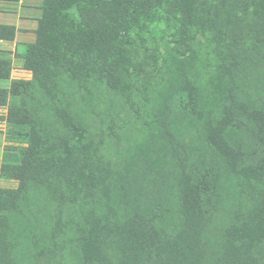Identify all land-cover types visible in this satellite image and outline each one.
I'll return each mask as SVG.
<instances>
[{
	"label": "trees",
	"instance_id": "trees-1",
	"mask_svg": "<svg viewBox=\"0 0 264 264\" xmlns=\"http://www.w3.org/2000/svg\"><path fill=\"white\" fill-rule=\"evenodd\" d=\"M41 8L36 41L18 53L31 77L0 87L8 142L0 174L18 182L0 188V264H264V103L234 86L207 116L197 81L186 78L178 108L197 120L205 150L166 131L175 168L139 195L136 170L125 187L121 170L98 157L93 123L71 110L66 86L86 75L110 91L132 85L140 56L160 61L162 39L180 52L210 36L224 61L251 65L264 44V0H44ZM16 31L0 24V39ZM11 74L0 50V80ZM229 128L245 134L231 140ZM224 177L235 180L232 193Z\"/></svg>",
	"mask_w": 264,
	"mask_h": 264
},
{
	"label": "rangeland",
	"instance_id": "rangeland-1",
	"mask_svg": "<svg viewBox=\"0 0 264 264\" xmlns=\"http://www.w3.org/2000/svg\"><path fill=\"white\" fill-rule=\"evenodd\" d=\"M165 44L162 39L159 49L162 57L159 62L151 56H140L138 73L132 71L128 76L132 85H117V89L110 91L107 85L87 75L76 81L66 82L71 92L68 98L71 110L82 121L91 120L93 123L98 157L111 162L114 169L121 170L120 177L124 180L125 187L126 174L132 175L131 170H136L139 184V190L136 191L139 195H143L149 180L156 177L160 180L159 174L175 168L169 155L166 131H181L193 148L205 150L202 137L193 133L198 125L197 120L178 108L177 93L183 88L186 78L197 81L200 103L207 116L217 115L219 106L224 105L228 91L234 86L250 93L255 101H259L257 103H264V60H261L264 44L262 48L252 52L256 61L251 65L247 63L251 61H246L245 58L233 64L232 61L231 64L224 61L221 50L216 51L215 42L210 36L198 35L192 44L180 52L173 51L172 46ZM134 49L136 54L141 52L135 47ZM23 50L22 46L20 51ZM153 52L150 51L151 55ZM147 58L153 61L151 66L148 65L150 61L146 63L143 60ZM225 64L229 66L227 74L223 73ZM123 75L126 78V73ZM15 76L30 78L31 73L21 69ZM10 86V79L0 80V87ZM0 109V113L6 114V108ZM244 134L236 128H229L227 131L231 140L242 138ZM9 145L14 149L13 143ZM223 182L226 194L235 191L233 178L224 177ZM17 186L16 180L3 178L0 174V188ZM118 196L116 191L111 194L112 204L119 203ZM77 262L79 261L73 257L68 262L63 260L64 264H78Z\"/></svg>",
	"mask_w": 264,
	"mask_h": 264
},
{
	"label": "crops",
	"instance_id": "crops-1",
	"mask_svg": "<svg viewBox=\"0 0 264 264\" xmlns=\"http://www.w3.org/2000/svg\"><path fill=\"white\" fill-rule=\"evenodd\" d=\"M44 0H19L15 3H0V24L13 25L16 27L14 39H0V50L4 56L12 60V79L21 69H24V60L18 54L20 48L25 43L36 41V29L38 28L39 18L42 16V4ZM17 63L20 64L17 66ZM6 108L7 107H2ZM1 110V109H0ZM7 114V112H6ZM0 113V116H6ZM7 122L0 118V167L4 163L7 151Z\"/></svg>",
	"mask_w": 264,
	"mask_h": 264
}]
</instances>
